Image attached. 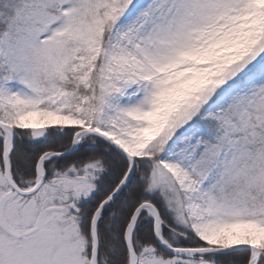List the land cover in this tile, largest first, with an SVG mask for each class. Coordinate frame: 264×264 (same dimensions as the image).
Here are the masks:
<instances>
[{
    "label": "snow or ice",
    "instance_id": "6c2138e0",
    "mask_svg": "<svg viewBox=\"0 0 264 264\" xmlns=\"http://www.w3.org/2000/svg\"><path fill=\"white\" fill-rule=\"evenodd\" d=\"M0 264H264V0H0Z\"/></svg>",
    "mask_w": 264,
    "mask_h": 264
}]
</instances>
